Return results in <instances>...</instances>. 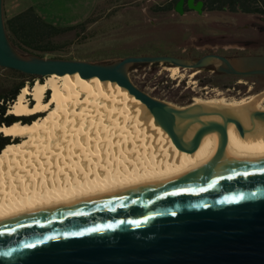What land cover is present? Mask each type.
Masks as SVG:
<instances>
[{
  "label": "water",
  "instance_id": "obj_1",
  "mask_svg": "<svg viewBox=\"0 0 264 264\" xmlns=\"http://www.w3.org/2000/svg\"><path fill=\"white\" fill-rule=\"evenodd\" d=\"M186 6L202 13L204 0H177L175 10L183 14ZM141 62L264 75L263 49L234 56L206 52L197 59L131 54L112 62L25 55L9 39L0 0V66L40 76L78 72L116 81L190 153L200 138L213 132L217 139L230 123L245 135L235 115L208 112L197 101L177 106L137 86L129 68ZM184 115L193 121L181 125ZM256 118L264 120L263 109L252 111L251 119ZM194 131L195 139L185 138ZM225 150L222 140L212 163L183 167L123 194L65 195L0 217V264H264V157L238 162L227 158Z\"/></svg>",
  "mask_w": 264,
  "mask_h": 264
},
{
  "label": "bare ground",
  "instance_id": "obj_2",
  "mask_svg": "<svg viewBox=\"0 0 264 264\" xmlns=\"http://www.w3.org/2000/svg\"><path fill=\"white\" fill-rule=\"evenodd\" d=\"M173 74L179 73L172 66ZM192 75V74H191ZM50 94L45 100L46 92ZM32 96L30 104L27 95ZM264 91L240 99H202L208 112L237 116L245 135L230 123L216 139L209 132L190 153L156 122L149 108L116 81L75 73H51L21 88L8 112L38 114L31 122L0 126L12 141L0 152V217L76 195L81 199L123 194L159 176L196 163H212L219 142L225 156L244 162L264 157V120L251 119ZM198 112V111H197ZM191 116L180 117L190 124ZM21 137L20 140H15ZM191 132L186 139H195Z\"/></svg>",
  "mask_w": 264,
  "mask_h": 264
},
{
  "label": "rangeland",
  "instance_id": "obj_3",
  "mask_svg": "<svg viewBox=\"0 0 264 264\" xmlns=\"http://www.w3.org/2000/svg\"><path fill=\"white\" fill-rule=\"evenodd\" d=\"M35 1L48 3V5L61 12H63V10L71 11L72 8L75 10L79 9L81 10L80 12L83 11L80 15H74L71 20H74L77 16L85 20L92 13H95L94 20L84 27H79L75 31L63 33L60 36V41H65L66 44L52 53H45L44 56L46 57L59 56L95 62H112L125 55L131 54H174L185 58L197 59L199 56L211 51H219L225 53V55L234 56L235 54L257 52L255 48L261 49L260 46L251 49V47L247 45V41L251 38L249 32V36L242 37L241 34L237 36L232 35L227 38L221 37L216 41L226 43L236 40L235 42L243 47L225 49L223 47H211L209 45L202 46V42L204 41L200 40L196 42L193 41L195 44L200 43L201 45L199 47L190 44L186 47L171 45L155 27H158L159 23L165 22L167 19L170 20L173 16L169 13H164L159 17L161 19L157 20L155 25L152 24L151 20L154 18V13L149 10H146V12L143 10V6L145 5L144 0H91L90 4H92L93 1L95 3L89 11L88 8H90V5L88 7L87 5L84 6V4L81 5L85 0ZM18 8V2L15 0H3L4 16L15 13ZM55 13L57 14V12ZM256 14H258L257 17L251 16L252 18L249 19L247 14L240 13L239 19L242 21V25H248L251 22H254V25L264 24V12L262 14ZM175 16L178 17L177 14ZM232 16L234 15L229 14L228 18L231 19ZM213 21V23H215V20ZM229 25L232 27L235 26L239 31L242 30V28L237 27L240 24L232 23V20L229 21ZM188 43L191 42L189 41ZM22 54L28 55L26 53ZM192 55L195 57H192ZM155 63L154 65L141 66L133 69H131V65L129 68L130 76L140 80L150 78L149 83L154 80H159L158 83L151 84L147 89L153 90L159 86L162 91L170 94L169 97L165 96L164 100L177 106H184L193 101L202 99L221 97H224L225 100L240 99L264 91V78L235 77V81L231 86L222 89L219 86L201 84L200 74L204 70L212 73L213 66L202 68L201 70L180 68L177 66L180 72L173 74L171 67L174 65L162 62ZM47 76L48 75L43 76L42 80L44 81ZM36 80L37 79L33 80L32 83L34 84ZM253 81H256V83ZM47 94H50V90L46 92L45 97ZM27 99L30 104L33 102L30 94L27 95ZM260 103V107H264V99ZM20 139L21 137H17L15 140L17 141Z\"/></svg>",
  "mask_w": 264,
  "mask_h": 264
},
{
  "label": "trees",
  "instance_id": "obj_4",
  "mask_svg": "<svg viewBox=\"0 0 264 264\" xmlns=\"http://www.w3.org/2000/svg\"><path fill=\"white\" fill-rule=\"evenodd\" d=\"M175 1L176 0H173V3L167 6V8L174 7ZM233 1L234 0H204L209 9L222 8V6L227 3L230 9H234ZM237 2L243 11H250L259 14L264 12V10L258 6V0H237ZM156 9H164V7L157 6ZM94 15L95 13H92L85 20L75 24L60 25L46 20L38 13L33 5H28L24 9L4 17L9 39L18 51L26 54L44 56L45 53H52L66 44L65 41H60V36L63 33L75 31L79 27H84L94 20ZM154 64L156 63H134L131 69ZM235 77H245V75L227 74L217 70H213L212 73L204 70L200 74L202 85L209 84L211 86H219L222 89L231 86L235 81ZM42 78L43 76L40 75L27 74L14 68L0 66V126L3 124L9 125L16 121L29 123L38 116V114H42L16 115L8 112L9 106L16 99L21 88L25 85L32 86V82L35 79L43 81ZM132 79L137 86L150 92L154 96L162 99H164L165 96H170L169 93L162 91L159 86L153 90L147 89L151 84L158 83L159 80H154L149 83L150 78H144L142 80L135 78ZM47 97L48 94L45 97V100ZM10 142L11 135H6L0 131V152Z\"/></svg>",
  "mask_w": 264,
  "mask_h": 264
},
{
  "label": "crops",
  "instance_id": "obj_5",
  "mask_svg": "<svg viewBox=\"0 0 264 264\" xmlns=\"http://www.w3.org/2000/svg\"><path fill=\"white\" fill-rule=\"evenodd\" d=\"M15 1L18 2V5H19V8L16 12L24 9L28 5H33L40 15H42L46 20L53 22L55 24H61V25L75 24L83 20L82 17H78V16L74 20H71L74 15H80L83 12V11L80 12L81 10L79 9L75 10L72 8L71 11L63 10V12H61V11H57L56 9L48 5V3H43V2L40 3L35 0H15ZM144 1H145V5L143 6V10L145 12L146 10H149L154 13V18H153L154 23H157V20L161 19L159 17H161V15L164 13H169L173 16L171 17L170 20L167 19L166 23H173V22L178 23L181 21L187 23V25L182 26V30H184V32L186 33V37L178 41H174L173 39L170 41V44L176 47H186L189 44L195 45V47H199L201 44L200 43L195 44L194 42L198 41L197 39L200 35L207 33V32H213V33L220 35V37H226V38L229 36H232L233 34L235 36L241 34L242 37L249 36V33L245 28L247 26L245 24L242 25V21H240L239 19V14L240 13L247 14L249 19H251L253 16L255 17L258 16V14H256L255 12L241 10L240 5L237 2V0L233 1L234 2L233 5L235 7L234 9H230L228 7V3L222 6V8H216V9H209L207 6L206 8H204L202 13H198L194 9L185 7V12L183 14H180L175 10V4L177 0L174 3V7L172 8H167V6L172 4L173 0H144ZM90 3H91V0H88V4H87V0H85L83 1L81 5L84 4V6L87 5V7L90 5V8H88V11H89L93 7V4L95 2L93 1L92 4ZM157 6H160L162 8L164 7V9L158 10L156 9ZM55 12H57V14ZM176 14L178 17L175 16ZM229 14H232L234 16H232V18L229 19L228 18ZM208 20H215V23L208 25L206 23ZM231 20H232V23L240 24L237 27L242 28V30L239 31L235 27H233L232 29L235 32L229 33L230 28L227 25L229 24V21ZM193 23H197L199 25L195 26L193 25ZM189 41L191 43H188ZM235 41H229L226 43H222L219 41L218 42H205L204 41L202 42V46L209 45L211 47L213 46L223 47L225 49L243 47V46H239L240 44L238 45V43Z\"/></svg>",
  "mask_w": 264,
  "mask_h": 264
},
{
  "label": "flooded vegetation",
  "instance_id": "obj_6",
  "mask_svg": "<svg viewBox=\"0 0 264 264\" xmlns=\"http://www.w3.org/2000/svg\"><path fill=\"white\" fill-rule=\"evenodd\" d=\"M206 7L207 6L204 3V8H206ZM151 22L154 25L156 24V23H154V20H151ZM213 22H214L213 20H209L206 23L209 25V24H213ZM253 23L254 22H251L250 24L246 25L247 27H245L246 30L251 35V38L247 41V45H249L251 47V49L254 47L260 46L261 49L264 50V24H255L254 25ZM183 25H187V23L182 22V21L178 22V23H175V22L166 23V21H165V22L159 23V26L155 27V28L158 29L159 32H161V35L164 37L165 40L170 42L172 39L174 41H178V40L184 39L186 37V33L184 32V30H182ZM193 25L196 26L199 24L193 23ZM228 26H230V25L228 24ZM229 28H230L229 33L235 32L232 29L233 28L232 26H230ZM219 38H221L220 35L213 33V32H207V33L200 35L197 40L216 42L217 39H219ZM255 50L258 52L259 48H255ZM191 52H193V51H191ZM211 52H217V53L225 54V53L219 52V51H211ZM192 57H195V56L192 55ZM245 77H247V78L253 77L256 79H262V78H264V75H245ZM253 82L256 83V81H253Z\"/></svg>",
  "mask_w": 264,
  "mask_h": 264
},
{
  "label": "built area",
  "instance_id": "obj_7",
  "mask_svg": "<svg viewBox=\"0 0 264 264\" xmlns=\"http://www.w3.org/2000/svg\"><path fill=\"white\" fill-rule=\"evenodd\" d=\"M258 6L264 10V0H258Z\"/></svg>",
  "mask_w": 264,
  "mask_h": 264
},
{
  "label": "snow or ice",
  "instance_id": "obj_8",
  "mask_svg": "<svg viewBox=\"0 0 264 264\" xmlns=\"http://www.w3.org/2000/svg\"><path fill=\"white\" fill-rule=\"evenodd\" d=\"M173 215H175V213H173ZM88 231H93V229H89ZM80 233H73V235H79ZM37 244L38 243H41V241H37L36 242ZM32 245H30V247H31Z\"/></svg>",
  "mask_w": 264,
  "mask_h": 264
}]
</instances>
